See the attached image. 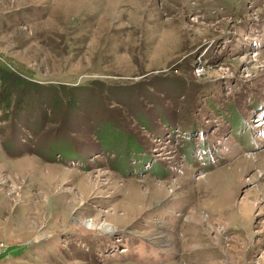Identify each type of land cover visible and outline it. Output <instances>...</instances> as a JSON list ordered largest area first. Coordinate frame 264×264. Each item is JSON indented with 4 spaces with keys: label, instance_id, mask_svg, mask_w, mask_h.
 Wrapping results in <instances>:
<instances>
[{
    "label": "rangeland",
    "instance_id": "rangeland-1",
    "mask_svg": "<svg viewBox=\"0 0 264 264\" xmlns=\"http://www.w3.org/2000/svg\"><path fill=\"white\" fill-rule=\"evenodd\" d=\"M0 68L78 95L0 111V264H264V0H0Z\"/></svg>",
    "mask_w": 264,
    "mask_h": 264
},
{
    "label": "trees",
    "instance_id": "trees-1",
    "mask_svg": "<svg viewBox=\"0 0 264 264\" xmlns=\"http://www.w3.org/2000/svg\"><path fill=\"white\" fill-rule=\"evenodd\" d=\"M75 91L64 85L45 88L21 78L14 72L0 68V111L4 112V118L8 117L7 114L12 110V107L23 110L26 103L30 104L34 99L44 101L46 95H53L52 105L61 106L62 111L66 115H70L78 102V95Z\"/></svg>",
    "mask_w": 264,
    "mask_h": 264
},
{
    "label": "crops",
    "instance_id": "crops-1",
    "mask_svg": "<svg viewBox=\"0 0 264 264\" xmlns=\"http://www.w3.org/2000/svg\"><path fill=\"white\" fill-rule=\"evenodd\" d=\"M238 128H239V126H238ZM31 158L32 157H30V156L22 157L18 160L6 161V163H4V164H5V166L11 167L13 164H17V162L22 163L24 161L25 163H27V161L30 160ZM18 164H20V163H18ZM1 165H2V162H1V156H0V169H1ZM8 203H9L8 199L5 197L4 193L0 190V211L7 213V208L9 206ZM33 207H34L33 205H26L25 208H22L23 209V210H21L22 212L21 211L19 212V215L17 217V221H16V223H14V226H17L16 230H18V232L19 231L23 232V231H27L29 229L30 233L26 234V232H24L23 237L17 236L16 237L17 241H15V244L19 243V245H22L24 243H27L29 240L31 241V239L33 238V227H29V228L27 227V225H29L28 215H30V212L33 210ZM7 218H8V216H7ZM4 221L1 220V218H0V238L12 240L9 238L10 235H8L10 233L11 229L9 228V226L6 222L3 223ZM23 228H25V229H23ZM2 230H3V233H2ZM173 232L174 231L172 230L171 234H173ZM28 234H30V235H28ZM158 242L160 243V241H158ZM124 247H126L127 252L123 253V256L126 257L128 260L134 261L135 263H138V264H167V262H168L167 260L164 261L165 255L161 253V251H160L161 249L157 248L155 246V244H153L152 242H148L146 240H143V241L141 240V241L131 243L128 246L125 245ZM98 250H99V248H98ZM104 251H105V249L103 251H100V253H104ZM121 255L122 254L117 255V258H115L114 260L115 261L120 260ZM114 257H116V256H114Z\"/></svg>",
    "mask_w": 264,
    "mask_h": 264
},
{
    "label": "bare ground",
    "instance_id": "bare-ground-1",
    "mask_svg": "<svg viewBox=\"0 0 264 264\" xmlns=\"http://www.w3.org/2000/svg\"><path fill=\"white\" fill-rule=\"evenodd\" d=\"M74 225H77L81 229V230H79V232L82 231V233L99 234L101 232H106V231L108 232V231L113 230V228L111 226H109L108 224H97L94 221H84L80 224H76V222H75Z\"/></svg>",
    "mask_w": 264,
    "mask_h": 264
}]
</instances>
